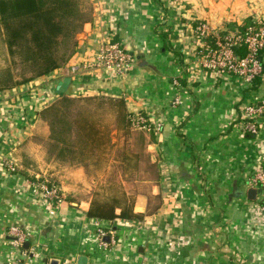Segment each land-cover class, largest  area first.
I'll use <instances>...</instances> for the list:
<instances>
[{
    "label": "crops",
    "instance_id": "crops-1",
    "mask_svg": "<svg viewBox=\"0 0 264 264\" xmlns=\"http://www.w3.org/2000/svg\"><path fill=\"white\" fill-rule=\"evenodd\" d=\"M88 2L81 5L87 21L70 61L0 92V264H30L28 251L12 242L11 226L27 232L41 264L52 258L78 264L81 255L87 264H264V215L258 194L248 197L255 188L250 179L264 166V117L256 136L242 129L244 108L264 99V71L248 82L204 68V40L194 34L206 23L215 47L223 35L263 18L264 0ZM107 34L133 56L125 75L86 67ZM260 60L264 68V50ZM66 77L67 94L124 96L131 114H145L155 133L149 169L125 186L142 217H89L93 185L81 167L73 179L82 192L67 183L55 206L34 197V180L8 170L6 162L17 164L15 151L41 126L40 111L60 95ZM99 228L108 232V246L101 245Z\"/></svg>",
    "mask_w": 264,
    "mask_h": 264
},
{
    "label": "trees",
    "instance_id": "trees-1",
    "mask_svg": "<svg viewBox=\"0 0 264 264\" xmlns=\"http://www.w3.org/2000/svg\"><path fill=\"white\" fill-rule=\"evenodd\" d=\"M86 21L79 0H0V38L10 56L0 68V92L64 67L77 50ZM238 50L245 53L244 47ZM39 117L49 123L46 136L58 149L56 157L75 160L94 177L89 217H142L134 210L135 194L125 184L142 161L132 139L147 145L155 141V133L134 129L124 96L64 93Z\"/></svg>",
    "mask_w": 264,
    "mask_h": 264
},
{
    "label": "built area",
    "instance_id": "built-area-1",
    "mask_svg": "<svg viewBox=\"0 0 264 264\" xmlns=\"http://www.w3.org/2000/svg\"><path fill=\"white\" fill-rule=\"evenodd\" d=\"M194 34L200 40H204L201 49L202 65L209 70H218L226 73L237 74L245 78L248 82L255 81L262 75L264 68L260 60V54L264 50V17L252 20L245 24L243 28L230 31L222 39L216 42V46H211L207 42L210 28L206 23L196 26ZM98 49L94 55L86 59V67L90 71L101 70L110 71L116 75L127 74L134 66L132 54L125 48L121 41L111 34L103 36L98 43ZM244 47L245 55H240L238 49ZM75 71V69L73 70ZM133 124L140 128L147 127V118L143 114L133 115ZM264 117V99L256 100L244 108L242 117V129L251 136H256L260 132V123ZM8 170L15 172L16 165L6 162ZM251 184L258 192L260 212L264 215V166L256 172L250 179ZM34 197L40 202L55 206L63 199L62 192L56 183L48 179L30 181ZM9 233L12 242L16 247L22 249L29 258L30 264H41L36 262L34 252L24 248L28 241V234L20 226H11ZM108 234L103 228L98 229V239L102 246H108V241L104 237ZM104 240V241H103ZM33 256H30V254Z\"/></svg>",
    "mask_w": 264,
    "mask_h": 264
},
{
    "label": "rangeland",
    "instance_id": "rangeland-1",
    "mask_svg": "<svg viewBox=\"0 0 264 264\" xmlns=\"http://www.w3.org/2000/svg\"><path fill=\"white\" fill-rule=\"evenodd\" d=\"M80 4L86 7V3L89 5L88 0H79ZM90 7V6H89ZM224 36V35H223ZM10 60V56L8 54L7 46L0 38V68L5 67ZM58 97H56L50 104L46 107L51 105L52 103L56 102ZM45 107V108H46ZM143 114V112H138L134 115ZM133 118V117H132ZM48 122V121H47ZM41 126L37 129H34L33 132L28 136V138L18 147L15 151V156L17 159L16 169L20 172L26 174L31 180L38 181L43 179H48L50 182L56 183L60 190L64 187L67 183L71 184L73 187H76V184L79 185V180L73 179L76 175V172L81 167L80 164L76 163L75 160L70 159H60L56 157V153L58 149H55L54 146L51 145V140L49 137L46 136L47 128L49 123L46 124L45 120L40 119L39 117V124ZM134 129L136 130H143L149 135L153 132V129L150 127L140 128L138 125H134ZM149 128V129H148ZM132 147L140 151L142 154V161L140 165V169L144 168L143 170H148L149 166V159H150V149L149 144L145 145L143 142H140L139 139L133 138L132 139ZM157 153V152H155ZM158 155V154H155ZM87 181L93 185L95 182L93 181L92 176L88 175L85 169L83 168ZM136 176V175H135ZM135 176L131 178L134 180ZM126 182V184L128 183ZM125 184V186H126ZM76 192H82V188L80 185L75 188ZM62 195L63 191L61 190ZM82 194V193H81ZM64 196V195H63ZM34 259V257H33Z\"/></svg>",
    "mask_w": 264,
    "mask_h": 264
},
{
    "label": "water",
    "instance_id": "water-1",
    "mask_svg": "<svg viewBox=\"0 0 264 264\" xmlns=\"http://www.w3.org/2000/svg\"><path fill=\"white\" fill-rule=\"evenodd\" d=\"M70 82H71V78L70 77L64 78V80L59 83L58 92L60 94H64L66 92V89H67V87H68ZM258 192H259V190H257L256 188H250L248 190L249 199H256ZM24 248L25 249H29L30 248V243L26 242L24 244ZM30 256H33V254L31 253ZM87 261H88L87 256L81 255L79 260H78V264H87ZM60 263H61V260L59 258H52L50 260V264H60ZM20 264H24V263L22 262Z\"/></svg>",
    "mask_w": 264,
    "mask_h": 264
}]
</instances>
